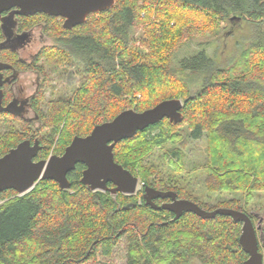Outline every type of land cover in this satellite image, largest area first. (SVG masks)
<instances>
[{
    "label": "trees",
    "instance_id": "trees-1",
    "mask_svg": "<svg viewBox=\"0 0 264 264\" xmlns=\"http://www.w3.org/2000/svg\"><path fill=\"white\" fill-rule=\"evenodd\" d=\"M238 20L253 25L255 33L231 63L219 66L204 49L174 63L173 53L184 41L196 34L217 37L222 22ZM56 49L47 67L72 58L86 78L69 98L45 104L34 160L62 154L74 135H87L125 109L142 111L180 98L186 100L182 122L163 119L117 142L115 162L148 186L197 202L143 160L160 149L167 166L180 171L188 139L204 138L208 191L241 193L245 203L264 191V0H114L75 28L61 29ZM48 129L49 137L42 136ZM21 138H0V156ZM83 168L77 164L68 173L66 190L39 180L22 195L1 192L0 264H92L99 257L108 264L122 240L125 264H242L247 258L239 244L241 223L193 213L172 220L169 211L140 205L136 197L90 191L80 183ZM237 201L197 203L247 213Z\"/></svg>",
    "mask_w": 264,
    "mask_h": 264
},
{
    "label": "water",
    "instance_id": "water-1",
    "mask_svg": "<svg viewBox=\"0 0 264 264\" xmlns=\"http://www.w3.org/2000/svg\"><path fill=\"white\" fill-rule=\"evenodd\" d=\"M113 4L114 0H0V14L12 9L9 18H13L14 15L28 16L42 12L62 17L63 27L72 29L84 23L90 13L107 10ZM6 18L8 19L1 18L4 23L1 25L2 29H5L8 23L5 22ZM185 102L186 100L180 98H168L142 111L125 109L112 120L94 125L87 135H74L62 154H51L46 159L34 160L41 148L37 138L33 143L29 139L20 141L0 156V198L1 192L6 190H14L18 195H22L31 190L39 180H52L60 189H69L71 183L68 173L74 170L77 164L84 165L80 183L90 191H109L112 195L118 192L126 195L135 194L139 189V178L115 162L113 156L115 144L133 137L137 132L163 119L173 124L182 122L181 110ZM3 110L12 111L10 106L4 108L0 106V111ZM108 183L113 186H108ZM141 185L144 186L146 204L156 210L164 209L174 213L173 220L178 219L183 213H193L202 219L214 218L216 215L228 216L234 222L241 223L239 244L247 254L242 264H264L263 254L259 250L260 241L264 244L261 217L254 225L250 215L244 211L230 207L207 210L192 200L176 199L174 191L157 190L144 183ZM157 197H170L172 202L154 205L151 200ZM256 231H259V235Z\"/></svg>",
    "mask_w": 264,
    "mask_h": 264
},
{
    "label": "rangeland",
    "instance_id": "rangeland-1",
    "mask_svg": "<svg viewBox=\"0 0 264 264\" xmlns=\"http://www.w3.org/2000/svg\"><path fill=\"white\" fill-rule=\"evenodd\" d=\"M221 26L224 27L222 33L220 32L217 37L212 34H196L187 41H184L182 45L176 49L173 53L174 63L179 59L192 55L195 52L204 49L206 53L211 56L219 66H225L232 62L237 57L241 48L245 47L253 38L255 33V27L250 25L244 20H238L235 25H230L229 21L222 22ZM53 66L50 74V84L47 91V99L45 104L53 98H69L72 96V90L78 88L86 78V74L79 65L72 58L66 59ZM69 81L71 85H69ZM198 82L192 85L191 91L194 92L198 86ZM139 96V95H138ZM19 121V120H18ZM17 120L10 118H0V138L9 136L10 131L19 129L20 125ZM35 126L37 123L34 124ZM157 130H151V133H155ZM47 133H42V136L49 137L52 130H47ZM9 133V134H8ZM165 152L160 149H154L150 156L143 160L146 165H153L156 169V175L162 178L166 183L171 186L182 188L186 195L195 199L199 203H206L211 206H215L217 203L235 199L237 203L242 206V209L254 216L257 213V222L259 218H262V228L264 231V191L252 193V199L247 203L244 202L241 193H231L227 191L222 192H210L204 185L205 171L204 165H206V153H205V140L188 139L186 147L181 151L183 164L180 171H174L169 168L160 155ZM171 157V156H170ZM174 160L178 159V156H173ZM141 184H138L140 188ZM2 201L0 202V204ZM257 224V223H256ZM259 248L263 254L264 263V244L260 241ZM126 255V242L122 240L114 247L111 258H109L108 264H125ZM101 257L97 259V262L92 264H106V261ZM188 264H196L195 261H190ZM199 264V263H198Z\"/></svg>",
    "mask_w": 264,
    "mask_h": 264
},
{
    "label": "flooded vegetation",
    "instance_id": "flooded-vegetation-1",
    "mask_svg": "<svg viewBox=\"0 0 264 264\" xmlns=\"http://www.w3.org/2000/svg\"><path fill=\"white\" fill-rule=\"evenodd\" d=\"M11 10H5L0 14V106L2 108L10 106L12 111H0V118L19 120L20 128L10 133L22 137L20 141L29 139L33 143L37 138L40 144L36 133L40 132L41 116L45 108L47 91L50 89V74L53 69V66H46V61L57 57L56 47L60 46L61 29L66 28L63 27L62 17L39 12L28 16L14 15L13 18H9ZM3 17L9 19L8 21L6 18L5 22L8 23L5 29L1 27ZM142 183L140 181V184ZM109 185L113 186L111 183H108ZM175 193L176 199H187ZM129 196L136 197L140 205L156 210L146 204L144 186L141 185L135 194ZM151 202L160 206L172 202V199L157 197ZM170 213L174 218V213ZM249 215L256 225L257 217L254 213ZM256 232L259 235V231ZM191 261L198 264L196 260Z\"/></svg>",
    "mask_w": 264,
    "mask_h": 264
}]
</instances>
